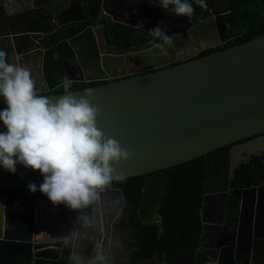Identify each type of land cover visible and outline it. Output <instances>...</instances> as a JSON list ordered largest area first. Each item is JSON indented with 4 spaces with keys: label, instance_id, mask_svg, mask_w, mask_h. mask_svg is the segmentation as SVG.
<instances>
[{
    "label": "water",
    "instance_id": "obj_1",
    "mask_svg": "<svg viewBox=\"0 0 264 264\" xmlns=\"http://www.w3.org/2000/svg\"><path fill=\"white\" fill-rule=\"evenodd\" d=\"M109 1L114 0H101L99 14L92 19L89 0H0V50L7 53V63L28 67L32 78L41 76V89L35 91L54 101L68 94H50L66 79L53 88L45 81L44 60L49 49L43 38L57 39L67 25L76 28L81 22L90 24L65 40L73 52L72 60L81 65L83 73L82 80H67L107 82L69 93L79 96L93 89L91 103L99 109L98 128L131 153L126 161L110 162V182L147 176L137 217L144 223H158V208L169 186V169L264 134V35L198 57L201 50L196 46L203 45L202 50H207L221 44L210 41L217 40L215 19L191 21L183 17L190 29L172 33L173 43L166 45L171 55L180 52L178 58L164 59V53L154 46L126 51L112 46L118 53H100L104 46L100 50L98 35L105 43L101 22H110L112 16L115 23L129 25L117 18V11L109 9ZM140 1L143 9L145 5L161 8L159 2ZM168 11L174 14L171 8ZM6 107L0 97V111ZM3 132L6 128L0 123ZM232 149L204 163L198 244L165 254V264L180 254L182 259H177V264H264V182L230 191L228 182L219 180L213 171L223 162L230 163ZM42 182L38 171L21 164L16 165L14 174L0 167V188L28 190L29 184H35L39 190ZM232 194L239 199L237 218L233 219L228 202ZM107 195L118 200L112 216L102 207ZM123 207L119 188L98 189L97 198L86 207L73 210L67 206L74 233L69 264L106 262L105 247L111 239L118 250L113 257L120 264H128L135 245V225L113 226ZM0 209L6 224L12 218L14 227L22 224L26 231L23 236H10L5 226L0 238V254L5 258H0V264H35L38 246L50 248L61 243L63 247L66 240L70 242L68 227L60 220L56 205L7 197L0 199ZM244 219L250 223L247 232L254 225V242L261 246L257 252L246 240L242 242L241 226L232 238L226 235V226L231 230Z\"/></svg>",
    "mask_w": 264,
    "mask_h": 264
},
{
    "label": "clouds",
    "instance_id": "obj_2",
    "mask_svg": "<svg viewBox=\"0 0 264 264\" xmlns=\"http://www.w3.org/2000/svg\"><path fill=\"white\" fill-rule=\"evenodd\" d=\"M170 5L177 17H191L194 12L187 0H160L158 6L168 10ZM148 34L155 38L154 47L166 54L173 37L159 26ZM6 56L0 50V97L7 105L0 111V123L6 128L0 133V167L11 174L17 164L38 171L43 176L39 191L51 204L73 210L86 207L113 179L110 162L126 161L131 153L98 128L93 89L73 95L66 79L68 94L54 101L39 96L30 69L7 63ZM28 190L35 193L37 186L29 184Z\"/></svg>",
    "mask_w": 264,
    "mask_h": 264
},
{
    "label": "trees",
    "instance_id": "obj_3",
    "mask_svg": "<svg viewBox=\"0 0 264 264\" xmlns=\"http://www.w3.org/2000/svg\"><path fill=\"white\" fill-rule=\"evenodd\" d=\"M187 2L194 8L191 17L199 20L206 16L207 9L202 0L200 3L197 0H187ZM100 6L101 0H89L88 10L92 19L97 18ZM169 8L172 9L173 6L170 5ZM106 27L104 36L108 45L117 48H128L140 41L145 43L150 40L149 36H145L141 40H137L132 35L127 36L131 31L129 27L112 24L106 25ZM83 29L84 25L82 24L76 28L70 25L65 30V34H60L57 39L45 40V48L49 49V52L44 60V78L50 88L60 84L66 78V62L73 58V52L65 43V40L78 34ZM245 41L241 40L240 43ZM211 52L213 51L203 52L198 57ZM101 84L70 82L68 92ZM61 93H65L64 84L50 92V94ZM43 95L46 94H40L39 96ZM205 161L206 157H200L168 170L169 186L158 208V215L160 216V222L158 223H144L137 217L142 189L147 176L124 179L116 183L110 182L106 185L107 187L113 186L121 189L124 196V208L116 224L124 226L135 225V245L129 254L128 264H148V261L154 254H157L161 260L165 254L198 241L201 224L200 208L203 197L202 185ZM237 168L231 181L233 189L241 190L255 187L264 182L263 155H252L247 163H242ZM7 190L11 189L0 188V195L4 194ZM23 197L26 200L49 202L46 196L42 195L39 190L35 193L25 191ZM56 206L59 215L63 217L67 227L72 229V223L67 213V206L64 204ZM237 208L238 200L235 198L231 203V213L233 214ZM73 239L74 234L71 235L69 244L63 247L61 243L49 245L50 248L38 246L39 252L37 253L35 264H69ZM104 263V261H100L98 264Z\"/></svg>",
    "mask_w": 264,
    "mask_h": 264
},
{
    "label": "flooded vegetation",
    "instance_id": "obj_4",
    "mask_svg": "<svg viewBox=\"0 0 264 264\" xmlns=\"http://www.w3.org/2000/svg\"><path fill=\"white\" fill-rule=\"evenodd\" d=\"M152 1L160 2L158 0H152ZM202 1H203L204 6L207 9L206 16H204L203 18H201L199 20H196L194 17H188V19H190L191 21H193V20L201 21L207 17L214 18L215 19L214 21H215V30H216V34H217V40L211 39L210 41L213 43L220 42L221 44L219 46H215V47L207 49V50H202L203 45L196 46L197 50H201L199 52L198 56L203 52H207V51H211V50L214 52V51L227 49L231 46L240 44L241 40L248 41L250 39L264 35V0L262 3L258 2V0H254V4L252 3L251 7L244 6L243 5L244 0H202ZM140 2L142 3V1H140V0H114L112 3L110 1L108 2L107 6L109 7V9H111L112 11H117V14L119 15L117 18L123 22L127 21V23L129 24L128 26L127 25H121V26H125V27L130 28V30H131L129 32L130 35L127 34V36L132 35V36L136 37L137 40L138 39L141 40L145 36L150 37V40H148L145 43H142L140 41L139 43L132 45L128 48H117L116 47L118 50H125L126 51L130 48H138L141 46H145L144 49L153 47L154 46L153 41L155 38L152 35L148 34V32H149V30L154 29L157 26H159L163 31H165L169 36H171L172 33H174V32L175 33H184V32H187L188 29H190V26L188 25L187 21L183 17H177L176 15L171 14L168 10H163L161 8H158V7L152 6V5H145L146 9H143V8H141ZM111 4H112V7H111ZM113 5H114V7H113ZM210 10H212L213 13L210 14ZM78 16H79V14H78ZM78 16L72 15V17H75V19H77V18L80 19L81 17H78ZM109 19H110V22H101L100 23V25L103 28V33L107 28L106 25H109V24L120 25V24L115 23L114 18L112 16H110ZM80 24L84 25V28L87 27L88 25H90L88 22H84V23L81 22L78 24V26ZM138 25H140L141 28H143L144 30H138L136 28V27H138ZM69 26L70 25H67L64 28L63 33H58V36L60 34H65V30ZM46 39H48V38L47 37L43 38L44 45L46 44L45 43ZM104 39H105V36H104ZM98 40H99L98 43L100 45V50L102 48L101 45L104 46L102 48V52H100V53H105V54H107V53H110V54L111 53H118V51H114L113 49L110 48V47H112V45H108L106 39H105V43H103L102 38L98 35ZM222 41H225V42L222 43ZM156 42L158 43L159 41H156ZM176 57L177 58L180 57V52H178L177 54H175L173 56L170 54L169 49H166V54L164 53L163 58L164 59H170V58H176ZM83 65H84V63H83ZM37 76H38V74H37ZM66 76L68 77V79H71V80H73V79L74 80H82L83 79V73H82L81 65H79L75 60L67 61L66 62ZM106 82H107L106 80H102V81L94 82V83L104 84ZM40 89L41 88H39V90ZM37 95H39V94H37ZM261 138H264V134L253 137V138L245 139V140L237 142L233 145L224 147L220 150H217L213 153H210L209 155H207L205 157H206V159H208V158H210L216 154H222L228 150L231 151L232 148L240 147L246 143H250V142L256 141V140L261 139ZM252 155H256V156L263 155L264 156V141H261V143L259 144V148L257 149V153H251L247 156L246 155L241 156L239 158L238 163L235 161L236 158L234 156V149H232L231 157H230V163L227 164V163L223 162L218 166V169L214 168L213 171L216 173L215 176L219 180L223 181L224 183L228 182V187H229L230 191H236L237 189H233L231 187V181L233 179L234 171L240 164L247 163ZM242 157H245V160H242ZM114 183H116V182H114ZM115 188L116 187H113V186L112 187L104 186L102 189H99V190H111V189H115ZM2 189H7V188H2ZM23 191L25 192V191H29V190H15V189L7 190L6 192H4V194L0 195V199H6L7 197H14V198H16V200L35 202L33 200H26L23 197L24 196ZM263 195H264V192H263L262 196ZM235 198L238 200V204H239V199L237 198V195L232 194L228 200V202L230 204L229 212H230V216L232 219L237 218V209L238 208L235 210V212L233 214L231 213V203ZM40 201H43V200H40ZM48 203H50V202H48ZM124 203H125V201H124ZM117 206H118V200L116 199L115 196L112 197L110 195H107L103 199L102 207H103L104 213L106 215H108V216L114 215L116 212ZM58 214H59V212H58ZM1 215H2V213H1V209H0V238H2L4 235L5 226H8V234L10 236L19 237L22 234L24 235V233L26 234V231L24 229L25 227H23L22 224H19V226L14 227V221L12 218H10V220L8 221V224H6V222H7L6 216L4 214L2 216ZM119 217L120 216H118V218ZM59 218H60V220H62L64 222V224H66V222L62 216L59 215ZM118 218L113 223V226H124V225H117L116 224ZM240 224L238 222H236L234 225V228L231 230L226 226V230L228 231L226 233V235H229L232 238V233L235 234L236 230L241 226V231L243 233H240V234L244 237L242 242H244L246 240V244L247 245L249 244V247L251 248V250H255L256 252L258 250H260L261 246L259 244L255 243L254 241H257V240L253 238V233H254L253 227H254V225L251 226L252 230L250 227V230L247 232L246 231L247 226L250 225V223H248V219H247L246 223H245V219H244L242 224L241 225ZM51 225L53 227H55L54 223H52ZM57 226H58V223H56V228H57ZM67 231H68V235H69V239H70L71 235L74 234L73 230L68 228ZM248 237H249V239H248ZM67 242H68V240H66L64 242L63 246H67L69 244V242L68 243ZM192 244L197 245L198 241L195 243H192ZM117 253H118V250L115 248V245L113 244V239H111L105 247V259L107 260L106 263L107 264H120V261H118L117 259H115L113 257V255H115ZM11 256L14 258H17L14 254ZM164 256L160 260L158 258V255L154 254L151 257V259L148 261V264H155L156 262H158L159 264H165L166 261L164 260ZM181 257H182V255L180 254L178 256H174L173 258L168 259V264H172V263L177 264L176 263L177 259H180ZM0 258L3 259V258H5V256L0 254ZM258 260H260V256L258 257ZM258 260H257V262H258ZM249 264H250V261H249Z\"/></svg>",
    "mask_w": 264,
    "mask_h": 264
},
{
    "label": "rangeland",
    "instance_id": "obj_5",
    "mask_svg": "<svg viewBox=\"0 0 264 264\" xmlns=\"http://www.w3.org/2000/svg\"><path fill=\"white\" fill-rule=\"evenodd\" d=\"M258 2H263V0H258ZM252 3L254 4V0H244L243 5L246 7H251ZM253 9V8H252ZM105 51V50H104ZM261 141H264V138L258 139L256 141L246 143L240 147H237L234 149V156H235V161L238 163L239 158L243 155H249L251 153H257V149L259 148V144ZM252 150V151H251ZM241 160V159H240ZM242 160H245V157H242Z\"/></svg>",
    "mask_w": 264,
    "mask_h": 264
},
{
    "label": "crops",
    "instance_id": "obj_6",
    "mask_svg": "<svg viewBox=\"0 0 264 264\" xmlns=\"http://www.w3.org/2000/svg\"><path fill=\"white\" fill-rule=\"evenodd\" d=\"M141 3V2H140ZM141 4H143V3H141ZM31 75H33V74H31ZM37 78H38V80H37ZM37 78H32L33 80H34V82H35V90H39V88L41 87V83H40V79H41V76H37ZM65 79H68V77L66 76V78ZM68 80H70V79H68ZM162 262V261H161ZM172 262V261H171ZM18 264H20V263H18ZM104 264H107L106 262L104 263ZM155 264H159L158 262H156ZM173 264V263H172Z\"/></svg>",
    "mask_w": 264,
    "mask_h": 264
},
{
    "label": "bare ground",
    "instance_id": "obj_7",
    "mask_svg": "<svg viewBox=\"0 0 264 264\" xmlns=\"http://www.w3.org/2000/svg\"><path fill=\"white\" fill-rule=\"evenodd\" d=\"M96 2H98V1H96ZM99 4V3H98ZM96 5V4H95ZM116 32V31H115ZM251 165V164H250ZM238 169V168H237ZM238 171V170H237ZM194 177V176H193ZM235 202V201H234ZM235 205V204H234ZM52 252V251H51Z\"/></svg>",
    "mask_w": 264,
    "mask_h": 264
}]
</instances>
